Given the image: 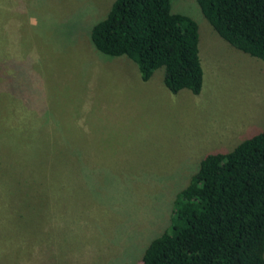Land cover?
Here are the masks:
<instances>
[{
	"label": "rangeland",
	"instance_id": "1",
	"mask_svg": "<svg viewBox=\"0 0 264 264\" xmlns=\"http://www.w3.org/2000/svg\"><path fill=\"white\" fill-rule=\"evenodd\" d=\"M114 0H0V264H135L208 152L264 128V61L196 0L200 93L89 38Z\"/></svg>",
	"mask_w": 264,
	"mask_h": 264
},
{
	"label": "trees",
	"instance_id": "2",
	"mask_svg": "<svg viewBox=\"0 0 264 264\" xmlns=\"http://www.w3.org/2000/svg\"><path fill=\"white\" fill-rule=\"evenodd\" d=\"M196 1L222 39L264 61V0ZM89 38L99 52L131 59L143 81L163 68L172 93L202 89L197 22L170 0H114ZM135 264H264V128L201 158Z\"/></svg>",
	"mask_w": 264,
	"mask_h": 264
}]
</instances>
